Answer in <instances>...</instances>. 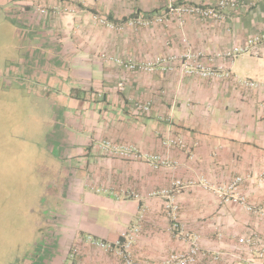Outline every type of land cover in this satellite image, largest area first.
<instances>
[{"label":"crops","instance_id":"0c3cea01","mask_svg":"<svg viewBox=\"0 0 264 264\" xmlns=\"http://www.w3.org/2000/svg\"><path fill=\"white\" fill-rule=\"evenodd\" d=\"M215 1L175 0L173 6ZM0 9L17 15V49L9 66L17 86L54 116L38 150L45 154L47 186L38 210L48 212L41 239L51 242L35 260L18 264H122L86 237L114 242L133 226L140 228L137 260L185 251L182 232L197 235L202 251L221 255L198 264H264V216L225 203L217 192L241 177L235 194L264 211V0L250 9L223 10L216 21L187 17L180 26L168 13V0H0ZM162 13L163 25H129ZM182 36L211 54L252 41L248 52L225 66L261 87L129 72L107 59L179 53ZM145 104L148 112L139 108ZM169 138H182L186 148L165 149L161 143ZM105 140L168 154L177 169L111 157L101 148ZM176 180L181 189L172 187ZM203 180L213 190L202 189ZM163 190L178 206L175 223L164 211L167 199L153 195ZM252 236L251 246L240 243Z\"/></svg>","mask_w":264,"mask_h":264},{"label":"built area","instance_id":"2783aa9c","mask_svg":"<svg viewBox=\"0 0 264 264\" xmlns=\"http://www.w3.org/2000/svg\"><path fill=\"white\" fill-rule=\"evenodd\" d=\"M168 1V13L175 16L177 23L180 26L184 23V20L187 17L216 21L222 18L221 12L223 10L238 11L244 7L250 9L263 0H216L215 4L212 5L184 3L177 5L176 7L173 6L175 0ZM63 11L66 12L65 9ZM95 19L99 24L106 26L107 28H113V25L106 19ZM166 21V13H162L160 15H154L147 18H136L131 20L129 25L135 28H151L157 25H163ZM180 43L182 49L179 53H165L155 55L144 60H133L131 58L123 59L111 56L107 59L129 72L144 74H152L156 71L166 74L179 73L184 76L210 81L232 79L242 89L256 90L261 87V85L256 81L237 79L232 75L230 68L225 66L226 63L231 65L235 57L248 52L252 41H249V43L244 47L234 46L229 50L212 54L194 49L184 36L180 38ZM119 88H122V84L119 85ZM139 108L142 111L148 112L149 104L139 105ZM161 146L168 150L173 148L183 150L186 148L182 138L166 139L161 143ZM101 148L111 157L124 161L140 162L150 166L154 170L166 169L174 171L178 166V162L168 154L142 152L132 144L116 143L112 140H105L101 143ZM242 182L243 179L241 177H237L226 187L218 190L217 192L220 194L221 199L225 203L235 201L237 204L243 206L247 211L264 216V211L247 206L245 199L235 194L237 187ZM199 184L202 189L206 191L213 190L205 180L201 181ZM183 186V183L179 180L172 183V187L174 189H181ZM153 195H162L167 199L163 205L164 211L167 218L175 223L178 206L173 198V195L170 194V190L159 191ZM173 228H178V225L173 224ZM139 232V226H133L123 231L119 238L114 242H106L100 239H95L91 236L86 237V241L95 249L113 254L122 262V264H196L199 259L207 257V252L202 251L199 246V239L197 235H189L181 232L180 236L182 237V241L187 243L185 251L170 253L166 257L152 262L137 260L134 255L133 248ZM253 238L254 236L246 240H241L240 243L251 246L253 244ZM210 256L212 260H218L221 255L215 253Z\"/></svg>","mask_w":264,"mask_h":264},{"label":"rangeland","instance_id":"374dc122","mask_svg":"<svg viewBox=\"0 0 264 264\" xmlns=\"http://www.w3.org/2000/svg\"><path fill=\"white\" fill-rule=\"evenodd\" d=\"M14 49L17 15L0 9V264L35 260L51 242L41 239L48 212L38 210L47 187L42 180L45 154L38 150L54 124L53 110L29 101L17 86L9 68Z\"/></svg>","mask_w":264,"mask_h":264},{"label":"trees","instance_id":"16d2710c","mask_svg":"<svg viewBox=\"0 0 264 264\" xmlns=\"http://www.w3.org/2000/svg\"><path fill=\"white\" fill-rule=\"evenodd\" d=\"M210 255H211L210 253H207V257L199 259L196 264H198L199 262L203 261L204 259H208V258L211 259Z\"/></svg>","mask_w":264,"mask_h":264}]
</instances>
